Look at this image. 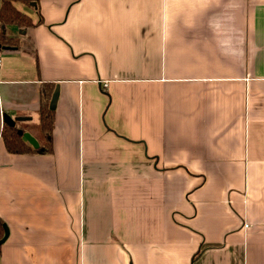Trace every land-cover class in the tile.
Instances as JSON below:
<instances>
[{
  "label": "crops",
  "instance_id": "obj_1",
  "mask_svg": "<svg viewBox=\"0 0 264 264\" xmlns=\"http://www.w3.org/2000/svg\"><path fill=\"white\" fill-rule=\"evenodd\" d=\"M13 5L0 114L52 83L53 150L0 137V264H264V0Z\"/></svg>",
  "mask_w": 264,
  "mask_h": 264
},
{
  "label": "trees",
  "instance_id": "obj_2",
  "mask_svg": "<svg viewBox=\"0 0 264 264\" xmlns=\"http://www.w3.org/2000/svg\"><path fill=\"white\" fill-rule=\"evenodd\" d=\"M29 3L30 0H0V48L16 46L18 37L7 34V29H24L32 25L29 16L19 11L13 2ZM53 94V84L42 82L40 84V99L38 108V123L34 125V134L38 140V147L29 145L23 138L25 129L22 120L15 121L13 126L2 123L0 137L5 150L11 154H50L52 153V131L54 127V109L50 106ZM5 222L0 218V241L4 236Z\"/></svg>",
  "mask_w": 264,
  "mask_h": 264
},
{
  "label": "water",
  "instance_id": "obj_3",
  "mask_svg": "<svg viewBox=\"0 0 264 264\" xmlns=\"http://www.w3.org/2000/svg\"><path fill=\"white\" fill-rule=\"evenodd\" d=\"M53 101H54V93L52 94L51 101H50V106H51L52 109H53ZM0 118H1V122L2 123H6V124H9L11 126H13L15 124V121L23 120V117L12 118L6 112L1 113L0 114ZM22 135H23V138L27 141V143L29 145H31L34 148L38 147L39 143H38L37 139L34 136H32L29 132L25 131V132L22 133ZM4 230H5L4 236L1 239L0 243H2L7 238L8 228H7L6 225H4Z\"/></svg>",
  "mask_w": 264,
  "mask_h": 264
},
{
  "label": "rangeland",
  "instance_id": "obj_4",
  "mask_svg": "<svg viewBox=\"0 0 264 264\" xmlns=\"http://www.w3.org/2000/svg\"><path fill=\"white\" fill-rule=\"evenodd\" d=\"M1 125H2V123H1V119H0V129H1ZM21 125H22L24 128L29 127V126H32L31 123H29L28 121H25V120L21 121ZM26 129H27V128H26Z\"/></svg>",
  "mask_w": 264,
  "mask_h": 264
},
{
  "label": "built area",
  "instance_id": "obj_5",
  "mask_svg": "<svg viewBox=\"0 0 264 264\" xmlns=\"http://www.w3.org/2000/svg\"><path fill=\"white\" fill-rule=\"evenodd\" d=\"M1 119V118H0ZM2 123V122H1Z\"/></svg>",
  "mask_w": 264,
  "mask_h": 264
}]
</instances>
